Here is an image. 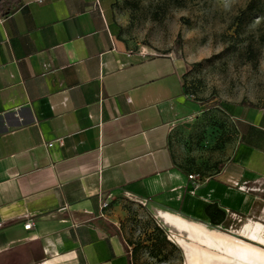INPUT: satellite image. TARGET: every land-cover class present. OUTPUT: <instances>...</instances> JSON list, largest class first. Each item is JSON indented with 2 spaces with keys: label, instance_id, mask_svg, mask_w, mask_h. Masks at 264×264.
Masks as SVG:
<instances>
[{
  "label": "crops",
  "instance_id": "0c3cea01",
  "mask_svg": "<svg viewBox=\"0 0 264 264\" xmlns=\"http://www.w3.org/2000/svg\"><path fill=\"white\" fill-rule=\"evenodd\" d=\"M114 3L22 0L0 18V264H131L128 201L168 227H206L215 204L264 247V109H242L219 173L189 180L170 148L195 106L184 67L132 50Z\"/></svg>",
  "mask_w": 264,
  "mask_h": 264
},
{
  "label": "rangeland",
  "instance_id": "374dc122",
  "mask_svg": "<svg viewBox=\"0 0 264 264\" xmlns=\"http://www.w3.org/2000/svg\"><path fill=\"white\" fill-rule=\"evenodd\" d=\"M114 9L120 36L132 50L169 55L184 67L182 92L195 106L174 125L171 152L186 173L200 180L215 176L235 143L242 109H264V0H115ZM122 209L118 227L132 264H264V256L263 261H243L185 231L164 227L137 202L128 201ZM242 223L232 219L219 226L240 234ZM185 224L264 255V247L232 239L227 232ZM162 236L167 243L157 253L155 242ZM178 240L194 248L192 259Z\"/></svg>",
  "mask_w": 264,
  "mask_h": 264
},
{
  "label": "bare ground",
  "instance_id": "6f19581e",
  "mask_svg": "<svg viewBox=\"0 0 264 264\" xmlns=\"http://www.w3.org/2000/svg\"><path fill=\"white\" fill-rule=\"evenodd\" d=\"M163 221L166 222L167 224L174 226L175 228H177L180 231H185L189 234V236L193 239H198V241H204L206 243H208L209 245L213 246V247H218L221 249H224L225 251L231 253L234 257H237L238 259H241L243 261L245 260H249V261H263L260 258L263 257V253H258L256 249V251H253V249H251V247L246 248L243 245H241L239 243V245H235V243H227L225 242L223 239H221L218 236L212 235V234H208L207 232H205V230L203 231L201 228L198 227H194L185 224V222H183L182 220H179L177 217H173L171 215H165L162 217ZM247 237H249L250 235L246 234ZM172 237V236H171ZM251 238V237H250ZM233 239V238H232ZM236 240V239H235ZM178 244H180L181 247H183L186 251V255L188 259H192L194 257V255L196 254L195 251L184 242V240H178L177 241Z\"/></svg>",
  "mask_w": 264,
  "mask_h": 264
},
{
  "label": "trees",
  "instance_id": "16d2710c",
  "mask_svg": "<svg viewBox=\"0 0 264 264\" xmlns=\"http://www.w3.org/2000/svg\"><path fill=\"white\" fill-rule=\"evenodd\" d=\"M22 0H1L0 1V18L7 17L10 14L14 13L20 8ZM205 214L209 219V223L214 226L221 225L226 217V214L218 208L215 204H210L205 209ZM111 229V226H107ZM167 243L165 236H162L159 243L155 242V251L159 253L162 250V246ZM161 253V252H160ZM160 255V254H158ZM132 264V262H131Z\"/></svg>",
  "mask_w": 264,
  "mask_h": 264
},
{
  "label": "built area",
  "instance_id": "2783aa9c",
  "mask_svg": "<svg viewBox=\"0 0 264 264\" xmlns=\"http://www.w3.org/2000/svg\"><path fill=\"white\" fill-rule=\"evenodd\" d=\"M138 53L143 54V51L142 50H139ZM58 143H59V145H62L63 144V142L61 140H59ZM51 146H52V144L49 145V147H51ZM188 179L189 180H197V181H200V179L197 176H194V175H189L188 176ZM107 206H108L107 203L101 204V206H100V216L101 217H105V211H106ZM32 225H33L32 222H28L24 226V229L25 230H29L32 227Z\"/></svg>",
  "mask_w": 264,
  "mask_h": 264
},
{
  "label": "water",
  "instance_id": "95a60500",
  "mask_svg": "<svg viewBox=\"0 0 264 264\" xmlns=\"http://www.w3.org/2000/svg\"><path fill=\"white\" fill-rule=\"evenodd\" d=\"M204 225L207 228H211V229L216 230L218 232H221V231L227 232L231 238L236 239V240H241V236L240 235H238V234H236L234 232H231V231H227V230L223 229L220 226H214V225H211L210 223H204Z\"/></svg>",
  "mask_w": 264,
  "mask_h": 264
}]
</instances>
